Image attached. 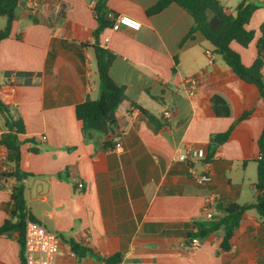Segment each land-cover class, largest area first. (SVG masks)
<instances>
[{
  "label": "crops",
  "instance_id": "0c3cea01",
  "mask_svg": "<svg viewBox=\"0 0 264 264\" xmlns=\"http://www.w3.org/2000/svg\"><path fill=\"white\" fill-rule=\"evenodd\" d=\"M157 1H107L142 27L106 28L99 37L115 54L110 75L127 99L110 132L90 141L75 110L99 97L95 52L83 46L95 40L98 0H38L34 13L27 4L18 8L10 37L0 42V100L24 122L20 167L31 174L24 182L28 209L58 235L57 264H107L113 257L119 261L110 264H264V219L255 209L243 214L229 251L220 250L222 232L191 247L197 222L223 215L230 204L256 202L264 106L257 86L238 78L200 32L187 38L194 20L185 9L172 3L147 15ZM222 2L235 14L240 0ZM259 3L247 25L254 40L248 47L231 42L247 67L264 22ZM193 77L198 87L190 95L185 81ZM230 129L228 140L212 143ZM5 131L0 113V140ZM188 146L198 149L193 166L210 183H195L178 160ZM12 171L0 144V225L16 184ZM70 241L87 253L76 255ZM0 262L21 264L17 234L0 235Z\"/></svg>",
  "mask_w": 264,
  "mask_h": 264
},
{
  "label": "trees",
  "instance_id": "16d2710c",
  "mask_svg": "<svg viewBox=\"0 0 264 264\" xmlns=\"http://www.w3.org/2000/svg\"><path fill=\"white\" fill-rule=\"evenodd\" d=\"M28 0H0V17H6V25L0 29V42L10 37L13 22L16 18L17 10L25 6ZM108 0H98L93 8L97 28L93 36L92 44L83 46L92 47L95 52L97 62V73L99 76V97L95 100L88 98L84 103L77 105L76 117L82 123L83 133L86 141L92 140L95 135H107L115 122V113L121 103L127 99L125 87L118 85L110 75L115 54L104 48L99 37L106 28H112L117 14L107 7ZM172 3H176L185 9L193 17V25L187 38L200 32L213 46L214 51L221 55L225 63L231 67L234 73L241 80L257 86L264 106V22L259 28L260 37L257 41V57L254 63L247 67L243 64L241 56L231 48V42L236 41L243 47H248L254 40L256 31L247 29L253 13L260 7L259 0H240L236 13H228L222 0H158L157 3L147 10V15L159 13ZM34 23L38 19L33 18ZM139 107L141 112L154 123L155 117L145 108ZM0 113L4 117L5 133L2 134L0 144L7 148V161L13 164V171L8 173L9 177L16 180V184L11 191V202L6 206L7 219L0 225V235L12 238L17 234V242L20 246L21 264H26L24 238L27 221L38 222L27 206L25 198V180L31 176L21 170V148L23 141L20 136L25 133V126L21 116L9 105L0 100ZM245 115L244 117H246ZM232 129L225 133L212 137L213 144H221L229 139ZM260 158L257 169V200L251 204H230L223 209V215L214 217L207 221H199L195 225L197 230L188 234L189 239L199 238L204 240L211 234L222 232L221 251L231 249L230 240L234 231L239 227L243 214L255 209L264 219V127L259 141ZM104 148L111 145L104 143ZM32 152H38L36 148H30ZM60 178L67 179L68 173L63 172ZM39 223V222H38ZM72 250L78 256H84L87 249L70 241ZM119 261V257L106 260L107 264Z\"/></svg>",
  "mask_w": 264,
  "mask_h": 264
},
{
  "label": "built area",
  "instance_id": "2783aa9c",
  "mask_svg": "<svg viewBox=\"0 0 264 264\" xmlns=\"http://www.w3.org/2000/svg\"><path fill=\"white\" fill-rule=\"evenodd\" d=\"M37 1L38 0L27 1V5L31 8L33 13L37 6ZM123 25L134 29H140L142 27L140 21L126 15H119L115 19L112 29L119 30ZM207 55L210 56V52L207 51ZM212 63V59H209V64ZM185 82L190 87V95H193L198 87V79L193 77L187 79ZM170 116V111L167 110L164 112V117L169 118ZM116 149L121 150L122 145L118 143ZM199 156L200 154L197 148L194 146H188L184 153L179 155L178 160L189 165V173L191 179L195 183L204 185L210 183L212 177L208 173L198 172L194 168L193 162L197 160ZM78 189H83V184L81 182L78 184ZM199 246V239L193 238L191 247L193 249H198ZM24 249L26 264H57V256L60 252V239L58 235L49 231L40 223L29 220L27 221L25 228ZM0 264L4 263L0 262Z\"/></svg>",
  "mask_w": 264,
  "mask_h": 264
},
{
  "label": "rangeland",
  "instance_id": "374dc122",
  "mask_svg": "<svg viewBox=\"0 0 264 264\" xmlns=\"http://www.w3.org/2000/svg\"><path fill=\"white\" fill-rule=\"evenodd\" d=\"M5 25V21L2 17H0V29H2Z\"/></svg>",
  "mask_w": 264,
  "mask_h": 264
}]
</instances>
